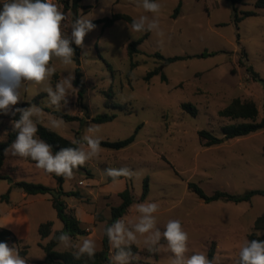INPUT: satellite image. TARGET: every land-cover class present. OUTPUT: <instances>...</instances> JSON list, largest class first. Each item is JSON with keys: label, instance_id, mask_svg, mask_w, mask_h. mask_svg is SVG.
<instances>
[{"label": "rangeland", "instance_id": "obj_1", "mask_svg": "<svg viewBox=\"0 0 264 264\" xmlns=\"http://www.w3.org/2000/svg\"><path fill=\"white\" fill-rule=\"evenodd\" d=\"M62 1L66 16L62 31L67 37H70L72 23L77 18L94 22L114 14H125L133 19L143 15L152 18L154 15L143 9L142 0H82L77 8H73V0ZM257 1L241 0L235 4L238 14L243 17L236 25L231 0H155L161 5L155 15L164 35L161 37L149 32L133 59L129 57L127 47L140 40L145 31H133L129 23L126 26V21L119 20L109 28L98 24L87 33L81 47L85 88L83 105L86 108L83 110L84 122L82 125L69 122L42 111L75 113L79 104L74 79L73 86L67 90L68 103L61 101L57 107L50 103L47 95L41 100L39 114L32 119L37 125L49 127L63 137L79 140L88 134L90 125L97 128L95 138L110 142L127 139L139 126L142 127L135 142L126 149L118 151L101 147L97 157L86 161L82 169L73 171L76 188H84L80 200L86 208L93 209L95 219L100 216L102 221L84 224L92 235L70 237L73 246L60 244L57 250L78 252L76 245L82 243V237L95 242V251L102 249L105 226L112 218L109 210L113 204L120 203V198L102 193L88 179H105L104 184L107 182V169L128 168L132 175L126 178L134 200L122 218L126 224L131 225L138 219L135 205L145 201L156 202L159 209L154 215L161 231L169 220H179L188 233L186 257L196 253L208 257L213 246V264L238 263L241 247L254 231L256 219L264 213V196L257 195L251 202L239 204L224 201L206 203L189 189L188 184L198 185L207 195L224 191L240 196L253 190H264V131L225 140L222 128L243 120L219 115L233 100L240 99L257 106L258 122L264 117V83L255 82L247 70L252 68L264 80V9L255 8ZM180 3L181 12L175 18V10ZM66 4L69 7H64ZM247 11H254L257 15L244 17L243 13ZM156 53L166 58L179 56L186 59L164 66L163 61L155 57ZM203 54L206 56L202 57ZM50 66L55 67L56 72L49 81L43 84L22 83L19 103L30 101L41 93L48 94L45 88L51 86L55 89V85L65 77H75L77 65L74 57L71 64L64 65L53 59ZM159 67H162V72L147 80L148 73ZM162 74L167 77L166 82L162 80ZM184 104L193 105L196 115L184 110ZM113 105L124 106V111ZM102 115H116V118L107 123L91 121V118ZM53 121L62 123L54 126ZM0 123V140H6L8 128H14V124L7 119H1ZM202 130L224 141L209 146L199 136ZM9 154H12V149ZM12 162V157L7 158L1 175L14 181L57 187L55 174L46 173L34 164L14 172L8 167ZM146 178L149 179L150 190L147 199L142 201ZM80 182L84 185H79ZM10 187L8 180L0 179V212L8 207L9 202L3 196ZM15 192L20 194L22 191L15 189ZM44 207L51 210L47 202ZM38 240L40 236L34 233L30 240L24 241L29 246L24 258L27 264H44L41 262L46 253L38 245ZM8 245L19 252L17 246ZM131 245L138 246L140 254L134 257L136 262L132 263L131 258L128 264H171L173 254L166 244L159 248L156 259L147 256L149 248L144 237L138 235L137 241ZM113 250L111 246V259Z\"/></svg>", "mask_w": 264, "mask_h": 264}, {"label": "clouds", "instance_id": "obj_2", "mask_svg": "<svg viewBox=\"0 0 264 264\" xmlns=\"http://www.w3.org/2000/svg\"><path fill=\"white\" fill-rule=\"evenodd\" d=\"M143 9L153 15L134 18L131 29L136 32H154L158 36L164 33L160 29L158 14L161 5L155 0H142ZM66 16L53 0H3L0 8V111L9 112L20 102L19 89L24 81L43 84L55 74L56 68L50 66L53 59L62 64L73 63L75 49L82 47L84 38L96 25L87 18H77L71 26L70 37L63 34L62 22ZM127 26V22H126ZM74 77H65L62 82L45 88L50 103L59 107L61 101L68 103L67 90L71 88ZM20 118L14 122L18 130L15 141L11 144L12 154L30 158L36 167L46 173L71 179L73 170L84 165L89 159L95 158L101 151V142L95 138L96 126L90 125L83 137L86 143L74 140L77 147L61 148L55 153L53 146L41 139L37 123L32 117L38 115L40 109L31 106L15 108ZM62 121H53L59 126ZM7 152V150H5ZM106 175L116 182L119 177H128L132 173L128 168L106 170ZM139 213L135 223L128 225L123 219H117L106 227L105 233L110 245L116 250L112 264H128L132 256L131 244L138 235L144 237L149 251H158L163 239L173 254L171 264H212L208 257L201 253L185 256L188 251L189 236L183 230L179 220H169L163 231L157 227L155 213L159 209L156 202L145 201L135 205ZM77 258L95 253V242L86 237L81 238ZM58 241L65 247L73 246L71 238L61 233ZM240 264H264V240H245L239 252ZM0 264H27L19 252L6 242H0Z\"/></svg>", "mask_w": 264, "mask_h": 264}, {"label": "trees", "instance_id": "obj_3", "mask_svg": "<svg viewBox=\"0 0 264 264\" xmlns=\"http://www.w3.org/2000/svg\"><path fill=\"white\" fill-rule=\"evenodd\" d=\"M73 8H77L79 6V3L82 0H73ZM234 4V22L236 25L240 23L243 19L242 16L238 14V11L236 9L235 4L240 3L241 0H231ZM65 7H68V4L65 5ZM182 3L178 5V7L175 10L174 17H178V15L181 12ZM255 8L257 10L264 9V0H258L255 4ZM257 15L254 11H247L243 13L244 17L249 16H255ZM123 20L129 23L131 25L133 18L131 16L125 15V14H114L111 17H107L104 19H100L97 21L92 22L95 25L102 24L104 28L112 27L117 21ZM149 36V32L145 31L144 36L135 42H132L127 47V53L131 59L140 52L139 46L147 39ZM75 49V55H74V61L76 62L77 68L75 71V77L73 80V85L78 89L77 91V103L79 106L86 111L85 106L83 105V97L85 93V88L82 83V77L83 72L81 68V47H77L74 44L72 45ZM206 54H203L202 57H205ZM155 57L162 60L164 63V66H168L172 63H175L177 61L185 60L186 57H164L160 53H156ZM132 66L135 67V64L132 63ZM248 72L252 76L253 80L255 82H261L264 83V80H262L258 73H256L252 68H247ZM162 72V67L156 68L155 70L151 71L147 75V80L152 79L154 76L159 75ZM54 76V75H53ZM162 80L167 81V77L162 74ZM48 94H39L36 98L32 99L31 101H24L20 104H18L15 108H27L31 106L39 107L41 106V100L44 99ZM114 108H117L121 111H124V106L122 105H113ZM183 109L190 112L192 115H196V108L191 104H184ZM14 110L6 117L5 119L15 122L20 118V113L15 112ZM46 111L51 112L55 117L64 119L69 122H80L81 125L84 122V120L78 116L70 115V114H64L59 111H51L49 109H46ZM219 115L223 118L231 119V120H243V122L238 124H230L226 125L222 128L223 137H225V140L230 139H236L241 137H246L251 134L257 133L259 131H264V117L261 121H257L259 110L257 106L252 102H242L240 99H235L232 101L230 105H228L225 109L221 110L219 112ZM116 118V115H102V116H96L91 119L94 123H107L111 122ZM1 122V120H0ZM2 127V123H0V129ZM38 127V133L37 135L45 140L47 143L51 144L53 146V152L55 153L61 148L66 147H77L76 144H73L71 140H68L67 138L63 137L56 131L52 130L49 127L43 126L41 124L37 125ZM142 126H139L135 133L128 137L127 139L116 141V142H110V141H100L101 147L107 148V149H113V150H121L129 147L132 145L137 137L138 131L140 130ZM8 136L6 140H0V173L3 170L5 166V162L7 159V152L5 150H9L11 147V144L15 141L18 130L15 128H8ZM1 133V132H0ZM199 136L201 139H204L207 141L209 146L213 145H219L224 140L222 138L216 137L215 135L211 134L210 132L206 130H202L199 132ZM1 137V134H0ZM79 141V140H77ZM81 143V141H79ZM86 143V142H85ZM81 167V166H80ZM78 167V168H80ZM77 169V168H76ZM75 170V169H74ZM73 170V171H74ZM124 178L123 176L119 177L118 179ZM0 179L2 180H8L11 183V187L8 191V193L3 196V199L6 201H9V196L12 189H19L30 196H36V195H43V196H49L51 198L52 204L54 209L57 211L58 218L61 220V222L64 225V228L62 231H58L53 234L52 238L47 244H39V246L45 251L46 253V264H112V259L110 257L111 254V246L108 240V237L104 230V236L102 240V249L95 251L94 255L92 257H89L87 254L81 255L79 258H77V252L76 251H59L57 250V247L61 244L58 241L59 235L63 232L66 233L71 238H76L78 236H84L89 235L90 232L88 231V228L82 223L76 216L75 210L73 208H70L68 204L65 201V198L69 197H75L77 199H82V195L79 192L71 191V192H65L63 190V177H58V187L57 188H51L47 187L41 184H35L30 183L26 181H14L13 178L9 176H3L0 174ZM108 181H113L111 177L108 176ZM189 189L195 193L200 199L205 201L206 203H212L217 201H224V202H233L236 204L243 203V202H251L252 198L261 195L264 196V190H253L250 191L244 195L236 196L232 195L228 192L224 191H215L211 195H207L202 188H200L198 185L189 183L188 184ZM149 179L146 178L144 180V188L143 193L141 196V200L144 201L147 199L149 195ZM119 197L122 200L121 205L117 207H111V220L106 224V227L110 226L114 221L117 219H122L124 215L128 212L129 208L133 204L134 197L132 195L130 186L128 185V188L120 193ZM97 221L100 220V216H97ZM52 227L53 222H47L40 226L39 228V234L42 239H46L52 235ZM260 232L262 234H260ZM252 239H259L264 240V213L259 216L255 223H254V231L249 235L248 240ZM0 242H6L11 243L13 246H17L19 248V254L21 257L25 258L28 253V245L24 244V241L18 239L16 235L11 232L10 230L0 228ZM161 245L166 244V241L163 239L160 242ZM21 245H23L22 248ZM131 252L132 256L129 258L131 259L132 263L138 254H140V249L136 245H131ZM115 249L113 250V253L115 254ZM148 257H154L155 259L159 257V250L158 251H149L148 250ZM215 257V251L214 247L212 246L208 251V259L214 261ZM134 262V263H135ZM240 264V256L238 259V263Z\"/></svg>", "mask_w": 264, "mask_h": 264}, {"label": "crops", "instance_id": "obj_4", "mask_svg": "<svg viewBox=\"0 0 264 264\" xmlns=\"http://www.w3.org/2000/svg\"><path fill=\"white\" fill-rule=\"evenodd\" d=\"M53 3H56L58 5V7L60 8V10L62 12H64L62 0H53ZM2 6H3V0H0V8H2ZM76 68H77V66H76ZM24 82H27V81H24ZM14 108L11 109L7 113L0 111V120L5 119L4 117L8 116L14 110ZM37 108L42 109L41 106H39ZM75 109H76L75 113H73L72 115H75V116H78V117L84 119L83 109L79 105H76ZM42 111H45V113H48V114H52L51 112L46 111V109H42ZM51 111H54V110H51ZM87 119H89V118H87ZM75 122H77V121H75ZM64 137L67 138L68 140H71V141L79 140V139L71 138V137H68L65 135H64ZM79 141H81V143H85V141H83V140H79ZM10 150H11V148L7 151V158H9V157L13 158V162L9 163L10 165L8 166L9 169H11L12 171L16 172L20 168L22 170V168L25 165H26V167H28V164L36 165V162L32 161L30 158H23L22 159V157H20L18 155L9 154ZM122 150H124V149H121L118 151H122ZM5 165H6V162H5ZM82 167H84V166L82 165L80 168L82 169ZM58 177H60V176H56V178H58ZM103 180H105V179L101 180V179H98L96 177H90L88 179V182L90 184L95 185L96 188L98 187V189H100L102 191V193H105L107 195H110L111 197H116V198L119 197L120 193L124 192L128 188V185H129L128 179L126 177L118 179L116 182H113V181H108V176H107V182L104 184H103V182H104ZM86 182H87V180H86ZM75 183H76V178L74 176L68 180L63 178V185H62L63 190L65 192L75 191V192H79L81 195H83L84 194V188H79V190H78V188H76V186H75L76 185ZM57 187H58V180H57ZM16 195H17V197H15ZM15 198H18V199L14 200ZM65 201L70 208H73L75 210V214H76L77 218L81 222H83L84 224L95 223V221H96V223L98 222L95 219V214L93 212V209L86 208L84 206L85 204L80 199H77L75 197H69V198H65ZM8 202H9L8 207L6 209H4L2 212H0V228L10 230L11 232H13L16 235V237L18 239H20L22 241L30 240L31 237L34 235V233H38V235L40 236L39 228L42 224L47 223V222H53V227H52L53 233L50 237H48L46 239H42L40 236V240L37 241L38 245L41 243L47 244L50 241V239L52 238L54 233H56L58 231H62L64 228V225L61 222V220L58 218L57 211L54 209L51 198L49 196H43V195L30 196V195H27L26 193H24L23 191L20 192V194H17V192H15V189H12ZM45 202H47L49 204L51 210L44 207ZM121 203H122V200L120 198V203L116 206L113 204L112 207H117V206L121 205ZM109 211L111 214V208ZM110 220H111V218H110ZM90 235H92V234H90ZM59 247H60V245L57 248H59ZM45 259H46V257H45ZM45 259L41 263H44ZM44 264H46V263H44Z\"/></svg>", "mask_w": 264, "mask_h": 264}, {"label": "built area", "instance_id": "obj_5", "mask_svg": "<svg viewBox=\"0 0 264 264\" xmlns=\"http://www.w3.org/2000/svg\"><path fill=\"white\" fill-rule=\"evenodd\" d=\"M79 185H84V182H80V184Z\"/></svg>", "mask_w": 264, "mask_h": 264}]
</instances>
